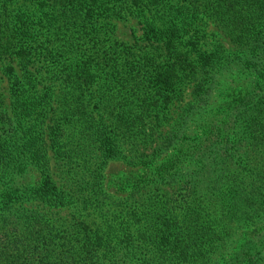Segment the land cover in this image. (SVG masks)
Masks as SVG:
<instances>
[{
    "label": "trees",
    "instance_id": "1",
    "mask_svg": "<svg viewBox=\"0 0 264 264\" xmlns=\"http://www.w3.org/2000/svg\"><path fill=\"white\" fill-rule=\"evenodd\" d=\"M2 65L0 264H264V0H0Z\"/></svg>",
    "mask_w": 264,
    "mask_h": 264
},
{
    "label": "rangeland",
    "instance_id": "2",
    "mask_svg": "<svg viewBox=\"0 0 264 264\" xmlns=\"http://www.w3.org/2000/svg\"><path fill=\"white\" fill-rule=\"evenodd\" d=\"M132 28H136L135 21L133 19H128L124 21H118L116 26V36L122 40H129L130 39V32ZM232 47V46H230ZM5 66L0 67V92L1 98L3 100V106L7 107L10 102V95H9V80L7 75L4 73ZM40 146L37 141V145L33 146L37 148ZM20 154L15 156L16 158L19 157ZM50 173L54 179H56V170L53 167V161L50 160ZM130 170H133L125 163L120 160H109L104 168V179L106 183L107 193L112 195L113 197H118L122 192L115 191L116 185L125 177L126 174L129 173ZM40 173L33 165L27 167L25 171L22 172L19 178V184H23L22 188H26V186H33V184L37 183L40 178ZM16 184L15 186H18ZM5 185V180H0V191L2 190L1 186ZM43 206H40L42 208Z\"/></svg>",
    "mask_w": 264,
    "mask_h": 264
}]
</instances>
